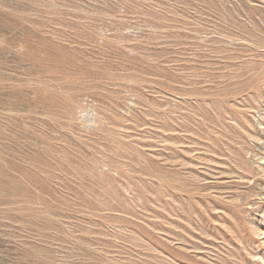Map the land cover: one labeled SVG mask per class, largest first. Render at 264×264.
Instances as JSON below:
<instances>
[{
	"label": "rangeland",
	"instance_id": "374dc122",
	"mask_svg": "<svg viewBox=\"0 0 264 264\" xmlns=\"http://www.w3.org/2000/svg\"><path fill=\"white\" fill-rule=\"evenodd\" d=\"M0 264H264V0H0Z\"/></svg>",
	"mask_w": 264,
	"mask_h": 264
}]
</instances>
